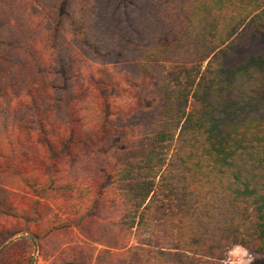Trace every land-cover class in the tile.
I'll list each match as a JSON object with an SVG mask.
<instances>
[{
  "label": "trees",
  "instance_id": "obj_1",
  "mask_svg": "<svg viewBox=\"0 0 264 264\" xmlns=\"http://www.w3.org/2000/svg\"><path fill=\"white\" fill-rule=\"evenodd\" d=\"M27 234L44 264L264 253V0H0V264Z\"/></svg>",
  "mask_w": 264,
  "mask_h": 264
},
{
  "label": "rangeland",
  "instance_id": "obj_2",
  "mask_svg": "<svg viewBox=\"0 0 264 264\" xmlns=\"http://www.w3.org/2000/svg\"><path fill=\"white\" fill-rule=\"evenodd\" d=\"M248 42H247L248 44L246 43L247 50L261 48L260 44L256 43V41H254L253 39H251ZM144 89L147 92L146 87H144ZM144 96L145 97H144L143 102L145 106H148L149 104L145 100L147 98V95L145 94ZM102 248H103L102 246H99V245L97 246V250H100ZM35 261L37 264H44L43 255L40 254L38 248L35 254ZM254 263L263 264L264 263V253H262L261 251H249L240 246L233 247L229 251L227 258L224 261V264H254Z\"/></svg>",
  "mask_w": 264,
  "mask_h": 264
},
{
  "label": "water",
  "instance_id": "obj_3",
  "mask_svg": "<svg viewBox=\"0 0 264 264\" xmlns=\"http://www.w3.org/2000/svg\"><path fill=\"white\" fill-rule=\"evenodd\" d=\"M25 238L29 239L32 244H33V247H34V250H33V255L31 257V260H30V264H35V254L37 252V242L35 241V239L33 238L32 235L30 234H27L25 236ZM15 240V238L13 239H10L9 241H7L5 244H3L1 247H0V253L7 247L9 246L13 241Z\"/></svg>",
  "mask_w": 264,
  "mask_h": 264
}]
</instances>
